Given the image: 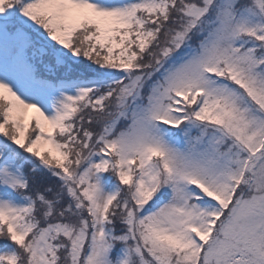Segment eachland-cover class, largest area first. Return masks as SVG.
Listing matches in <instances>:
<instances>
[{
    "label": "snow or ice",
    "instance_id": "1",
    "mask_svg": "<svg viewBox=\"0 0 264 264\" xmlns=\"http://www.w3.org/2000/svg\"><path fill=\"white\" fill-rule=\"evenodd\" d=\"M0 264H264V0H0Z\"/></svg>",
    "mask_w": 264,
    "mask_h": 264
}]
</instances>
